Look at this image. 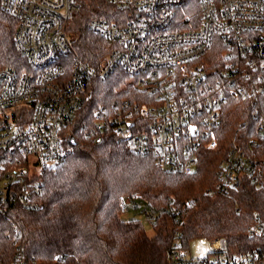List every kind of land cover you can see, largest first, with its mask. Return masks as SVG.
<instances>
[{"label":"built area","instance_id":"obj_1","mask_svg":"<svg viewBox=\"0 0 264 264\" xmlns=\"http://www.w3.org/2000/svg\"><path fill=\"white\" fill-rule=\"evenodd\" d=\"M106 1L116 5L112 16L93 18L89 29L109 46L91 63L79 57L70 32L79 2L0 0L17 19L15 42L29 66L0 72V215L33 203L44 172L58 170L74 147L70 137L85 129L95 84L118 71L139 98L94 111L97 144L113 137L153 156L163 172L185 175L197 171L202 152L216 151L222 157L209 195H229L239 183L264 186V115L254 114L262 115L261 139H237L226 153L222 139L229 102L264 91L255 78L264 66V0ZM123 206L145 208L129 198ZM147 217L157 220L154 212ZM258 219L246 251H232L225 238L201 239L210 242V254L194 258L177 233L170 264H264ZM0 264L37 263L20 252L8 259L0 244Z\"/></svg>","mask_w":264,"mask_h":264},{"label":"trees","instance_id":"obj_2","mask_svg":"<svg viewBox=\"0 0 264 264\" xmlns=\"http://www.w3.org/2000/svg\"><path fill=\"white\" fill-rule=\"evenodd\" d=\"M81 10L72 19L71 30L81 59L97 63L109 44L92 33L93 18L112 16L116 5L106 0H76ZM18 22L0 5V72L14 68L29 70L27 59L15 42ZM118 73L95 85L85 129L75 133L73 147L56 172L46 171L33 203L11 208L0 215V244L9 259L24 253L37 264H170L169 250L176 234L182 233L185 247L198 239L225 238L232 251L250 248L249 228L264 218V186L235 184L229 195H209L217 183L216 151L202 152L197 171L191 175L166 173L151 155L136 153L131 146L106 137L101 144L92 129L93 113L123 97L136 100L139 94L128 89L126 77ZM256 80L264 85V66ZM264 115V91L255 99L231 100L222 139L225 153L239 139L246 144L257 132ZM174 197V199H172ZM144 205L138 210L147 217L154 235L149 236L139 219H123L128 211L124 199ZM188 200H193L191 205ZM179 221L175 223V215Z\"/></svg>","mask_w":264,"mask_h":264},{"label":"rangeland","instance_id":"obj_3","mask_svg":"<svg viewBox=\"0 0 264 264\" xmlns=\"http://www.w3.org/2000/svg\"><path fill=\"white\" fill-rule=\"evenodd\" d=\"M124 81L126 80L125 78ZM127 81V80H126ZM31 173L35 175L37 171L34 168H31ZM123 219L128 220V219H139L141 220L147 230V233L149 236L154 235L153 228L150 224V222L147 220L146 216L139 211H134L132 209H129L123 216ZM189 249H190V255L194 258H198L200 256H208L211 251V245L209 241L205 240H193L189 243Z\"/></svg>","mask_w":264,"mask_h":264},{"label":"water","instance_id":"obj_4","mask_svg":"<svg viewBox=\"0 0 264 264\" xmlns=\"http://www.w3.org/2000/svg\"><path fill=\"white\" fill-rule=\"evenodd\" d=\"M69 141H70V144H71L72 146H74V147L77 146V144H78V143H77V140H76L74 137H70V140H69Z\"/></svg>","mask_w":264,"mask_h":264}]
</instances>
